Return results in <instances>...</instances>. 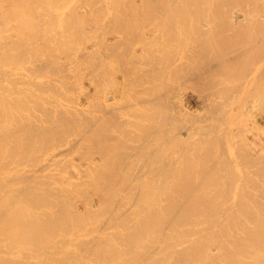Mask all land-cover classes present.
Returning a JSON list of instances; mask_svg holds the SVG:
<instances>
[{"label":"bare ground","instance_id":"obj_1","mask_svg":"<svg viewBox=\"0 0 264 264\" xmlns=\"http://www.w3.org/2000/svg\"><path fill=\"white\" fill-rule=\"evenodd\" d=\"M0 264H264V0H0Z\"/></svg>","mask_w":264,"mask_h":264}]
</instances>
